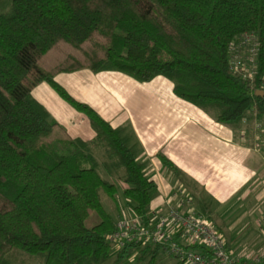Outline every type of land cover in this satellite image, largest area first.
Instances as JSON below:
<instances>
[{
  "label": "trees",
  "instance_id": "16d2710c",
  "mask_svg": "<svg viewBox=\"0 0 264 264\" xmlns=\"http://www.w3.org/2000/svg\"><path fill=\"white\" fill-rule=\"evenodd\" d=\"M246 33L258 43L253 82L228 63L230 44ZM82 70L139 83L163 77L177 98L252 136L255 125L264 129V94L255 95L264 92V0H0V264H124L133 254L154 264L162 252L126 243L111 254L116 225L100 199L116 202L108 178L118 176L143 224L156 185L125 128L55 82ZM41 83L88 118L91 142L50 121L32 97Z\"/></svg>",
  "mask_w": 264,
  "mask_h": 264
},
{
  "label": "crops",
  "instance_id": "0c3cea01",
  "mask_svg": "<svg viewBox=\"0 0 264 264\" xmlns=\"http://www.w3.org/2000/svg\"><path fill=\"white\" fill-rule=\"evenodd\" d=\"M92 74L101 102L86 106L112 127L125 128L137 144L138 159L146 163L147 176L156 185L149 212L164 213L166 203L178 207L173 195L179 190L190 202L183 210L196 211L227 235L228 250L244 252L247 246L264 249L259 231L264 228V129L255 125L253 135L246 136L243 131L217 124L197 107L177 98L173 84L163 77L139 83L116 72ZM87 121L93 134L83 139L73 137L78 134L76 129L59 125L73 139L88 142L95 133ZM159 157L168 160L177 173L164 166ZM119 211L123 210L115 212ZM240 225L245 236L235 238L231 229ZM161 254L167 259L160 258ZM154 264L180 263L160 252Z\"/></svg>",
  "mask_w": 264,
  "mask_h": 264
},
{
  "label": "built area",
  "instance_id": "2783aa9c",
  "mask_svg": "<svg viewBox=\"0 0 264 264\" xmlns=\"http://www.w3.org/2000/svg\"><path fill=\"white\" fill-rule=\"evenodd\" d=\"M231 73L249 82L257 75L258 43L253 34H243L229 46ZM178 207L166 203L164 213L150 212V222L139 218L118 219L116 232L107 237L117 250L124 244L157 245L180 264H264V249L235 255L212 223L196 211L185 212L189 200L178 190ZM264 244V228L259 229Z\"/></svg>",
  "mask_w": 264,
  "mask_h": 264
},
{
  "label": "rangeland",
  "instance_id": "374dc122",
  "mask_svg": "<svg viewBox=\"0 0 264 264\" xmlns=\"http://www.w3.org/2000/svg\"><path fill=\"white\" fill-rule=\"evenodd\" d=\"M93 76L94 75L90 71L83 70L72 74H61L56 77V81L58 84H60L63 87V89L67 91L69 96L72 97L76 102L81 103L83 105H86L88 103L100 104L101 98L98 96V93L96 94L95 92V89L98 88L99 85ZM32 97L45 105V107L49 112L50 121L52 123L61 124L66 129H70V130L72 129L74 131L76 129L77 132L75 131L74 133H78V134H72L74 138L83 139L87 137L86 135L88 133L89 134L90 132L92 133L88 125L87 117L82 112L72 107L64 99H62L57 94V92L47 83H41L37 87H35L32 91ZM92 152L100 166L101 163L104 161V156L102 151L97 148L94 149L92 148ZM99 172L102 177L107 178V175L103 172L101 166ZM108 179L117 187V194L115 197L116 202L109 199L103 193H100V199L102 205L105 207V209L108 211L109 215L115 222L118 219L134 218L135 216L133 215L132 211H130L131 202L125 199L122 194L123 191L122 189L125 187L124 184L121 183L118 176H113ZM119 208L122 209L123 211H119L118 213L115 212L116 210H119ZM128 214L130 215L132 214V217H129ZM149 216H150V212H149ZM240 223H242V221H240L239 224ZM242 227L243 225H240L231 229L235 235V238H240L245 236ZM214 229L217 231L220 237L226 241V237L228 236L225 234L223 235L218 229L216 228ZM261 237L262 236H260V238ZM239 250L240 251L244 250V252L243 251L238 252L235 250L233 251L231 250V251L236 253L237 255H240L241 253L256 252L257 248L253 246H247L246 248ZM115 251H117V249L115 248V246H113L111 250V254H114ZM160 258L167 259V257L163 254L160 255ZM137 261H138L137 254H133V256L130 259H128L124 264H148V262L139 263V261L138 262ZM110 262L111 259L104 264H109Z\"/></svg>",
  "mask_w": 264,
  "mask_h": 264
},
{
  "label": "water",
  "instance_id": "95a60500",
  "mask_svg": "<svg viewBox=\"0 0 264 264\" xmlns=\"http://www.w3.org/2000/svg\"><path fill=\"white\" fill-rule=\"evenodd\" d=\"M264 92L263 91H257L255 93L256 96H263Z\"/></svg>",
  "mask_w": 264,
  "mask_h": 264
}]
</instances>
